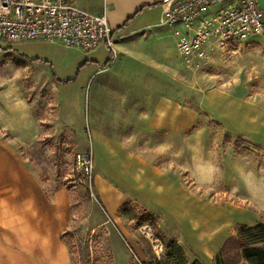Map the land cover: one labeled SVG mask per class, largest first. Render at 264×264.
Segmentation results:
<instances>
[{
	"label": "rangeland",
	"instance_id": "obj_1",
	"mask_svg": "<svg viewBox=\"0 0 264 264\" xmlns=\"http://www.w3.org/2000/svg\"><path fill=\"white\" fill-rule=\"evenodd\" d=\"M258 1L264 10V0ZM60 45L58 52L65 69L57 61L55 69L51 62L23 68L15 65L18 56L0 48V111L7 113L0 118V123L10 128L0 133L20 145L18 150L31 163L50 194L62 188L69 192L65 239L71 247L74 264H159L165 262L167 243L172 240L182 245L190 259H200L188 244L175 212H164L161 209H166L165 206L155 207L130 193L129 188L123 186L131 182L129 176L110 178L101 172L109 165L101 163L100 166L97 162L89 123L90 93L94 88L88 85L83 90L80 81L76 82L79 72L76 50L83 51ZM104 55L96 56L102 62ZM186 67L185 81L193 86L192 102L197 109L200 97L212 88L264 107V33L235 48L214 52L201 65ZM56 78L63 82L54 81ZM25 100L32 105L34 118L32 128L28 126L23 132L24 125L20 124L22 129L19 125L16 127L13 115H9L16 109H24L19 103ZM206 112L208 114L199 109L194 129L187 134H177V138L168 132L154 133L153 139L148 133H108L124 138L133 153L153 159L176 184L189 191L194 200L198 198L222 209L231 221L232 235L239 226L253 224L254 215L264 209V147L256 144L264 140V127L260 122H248L246 117L235 118V129L244 131L246 137L225 127L224 115L219 109ZM26 139L27 143L23 141ZM174 140L178 142L177 148L171 145ZM78 153L92 154L91 175L77 163ZM113 169L125 171L124 165L119 164H114ZM108 188L124 197L115 215L107 211L104 195ZM181 195L179 190L171 189L170 193V189H166L160 198L175 209L180 206ZM155 205L159 206L158 200ZM191 210L184 220L194 214ZM215 219L218 214L208 213V221ZM160 245L163 253L158 252ZM210 264L217 263L213 260ZM238 264L248 263L240 260Z\"/></svg>",
	"mask_w": 264,
	"mask_h": 264
},
{
	"label": "crops",
	"instance_id": "obj_2",
	"mask_svg": "<svg viewBox=\"0 0 264 264\" xmlns=\"http://www.w3.org/2000/svg\"><path fill=\"white\" fill-rule=\"evenodd\" d=\"M74 1L89 12H106L115 36L120 37L117 42L119 57L110 67L111 53L105 47L92 52L76 50L79 71L76 82L80 81L83 90L88 85L94 88L90 93L89 123L97 162L109 165L101 172L110 178L129 176L131 182L123 186L129 188L130 193L155 207L165 206L166 209L160 208L164 212H175L190 247L206 264L212 263L231 233V221L224 216L223 210L198 198L194 200L189 191L176 184V180L153 159L133 153L124 138L108 132L148 133L152 134V139L154 133L168 132L177 138V134H187L194 129L199 109L205 113L209 109H219L224 115L225 127L246 136L241 129H235L233 120L246 117L248 122H260L264 127V107L219 88L206 90L199 98V109L193 106V86L185 81L187 65L177 46L176 31L185 27L162 24L164 0ZM0 43L3 51L18 56L15 65L30 68L48 61L54 69L57 62L65 69L58 52L61 45L57 42L40 39ZM98 54L106 56L104 61L100 62ZM82 65L84 67L80 68ZM22 104L24 109H16L14 114L8 115H13L16 127L24 125L23 129L20 127L24 132L28 126L32 128L34 117L32 105L26 100L19 106ZM4 116L7 113L0 111V118ZM79 121L82 125V116ZM3 130L10 131L4 122L0 123V132ZM23 141L27 143L28 140ZM257 142L264 147V140ZM177 143L174 140L171 145L177 148ZM19 146L0 133V264H74L71 247L65 239L69 224V192L62 188L50 194L31 163L18 150ZM185 158L187 160V156ZM114 164L124 165L125 171H114ZM166 189H170V193L171 189L181 191L179 207L172 209L170 202L162 201L160 194ZM105 194L109 210L106 209L110 215H115L124 197L113 189ZM157 200L159 206L155 205ZM191 208L194 214L184 220ZM262 210L257 211L250 226L264 221ZM210 212L218 214V219L208 221Z\"/></svg>",
	"mask_w": 264,
	"mask_h": 264
},
{
	"label": "built area",
	"instance_id": "obj_3",
	"mask_svg": "<svg viewBox=\"0 0 264 264\" xmlns=\"http://www.w3.org/2000/svg\"><path fill=\"white\" fill-rule=\"evenodd\" d=\"M162 24L185 27L176 31L177 46L186 65L193 67L214 52L263 34L264 10L258 0H164ZM119 38L106 12H89L74 0H0L3 42L43 39L84 52L105 47L111 53L110 67L119 57ZM76 161L87 175L92 174L91 153H78ZM158 252L163 253L162 245Z\"/></svg>",
	"mask_w": 264,
	"mask_h": 264
},
{
	"label": "trees",
	"instance_id": "obj_4",
	"mask_svg": "<svg viewBox=\"0 0 264 264\" xmlns=\"http://www.w3.org/2000/svg\"><path fill=\"white\" fill-rule=\"evenodd\" d=\"M55 80L63 82L61 78ZM70 80L67 79V81ZM214 260L217 264H238L240 260H245L248 264H264V221L256 226H239L235 234L227 237ZM159 264L205 263L197 258L190 259L182 245L176 240H172L167 243L165 262Z\"/></svg>",
	"mask_w": 264,
	"mask_h": 264
}]
</instances>
